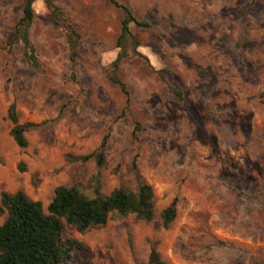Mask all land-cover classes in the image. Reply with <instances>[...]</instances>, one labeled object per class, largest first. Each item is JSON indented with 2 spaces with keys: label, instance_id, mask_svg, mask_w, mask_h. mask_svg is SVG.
Masks as SVG:
<instances>
[{
  "label": "rangeland",
  "instance_id": "rangeland-1",
  "mask_svg": "<svg viewBox=\"0 0 264 264\" xmlns=\"http://www.w3.org/2000/svg\"><path fill=\"white\" fill-rule=\"evenodd\" d=\"M25 0H0V198L23 190L44 211L60 185L110 194L138 178L152 185L155 216L113 214L106 225L66 235L85 244L70 264H147L156 244L167 264H264V0H119L149 27L132 25L142 56L120 75L123 11L107 0H54L82 38L74 64L65 28L35 3L30 40L41 68L11 46ZM185 88L188 109L169 92ZM34 122L20 147L7 118ZM140 122L138 139L134 126ZM105 163L77 159L103 139ZM23 168V169H22ZM178 199L167 227L161 212Z\"/></svg>",
  "mask_w": 264,
  "mask_h": 264
},
{
  "label": "trees",
  "instance_id": "trees-1",
  "mask_svg": "<svg viewBox=\"0 0 264 264\" xmlns=\"http://www.w3.org/2000/svg\"><path fill=\"white\" fill-rule=\"evenodd\" d=\"M51 9L52 16L65 28L70 60L74 64L78 56L81 34L67 16L66 12L54 2L43 0ZM122 9L121 32L117 39L118 55L112 62L108 78L124 92L127 104L130 103V92L120 75L121 64L131 54L142 56L140 41L132 31V25L149 27L133 9L119 0H107ZM37 0H25L23 16L15 26L11 46L22 43L26 61L35 68H41L36 50L30 40V27L35 19ZM161 78L166 82L173 97L188 109L185 88L172 82L164 73ZM7 118L14 124L10 133L17 145L26 147L27 132L37 126L34 122L20 123L17 105L12 102L8 108ZM142 130L140 122L134 126L133 136L138 139ZM107 135L101 146L93 153L77 157L85 162L95 159L98 166L105 163ZM23 169V168H22ZM155 193L153 187L140 177L136 189L120 186L110 194L101 191L99 180L95 182V195L90 196L77 186L60 185L44 211L43 203L31 199L23 190L15 193L3 191L0 198V264H70L76 253L86 248L81 241L68 237L66 228L74 226L84 232L92 227L107 224L113 214L127 216L130 214L145 221H152L155 216ZM178 215V199L175 198L161 212L162 225L169 226ZM147 264H167L156 244H152Z\"/></svg>",
  "mask_w": 264,
  "mask_h": 264
}]
</instances>
